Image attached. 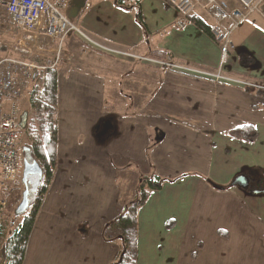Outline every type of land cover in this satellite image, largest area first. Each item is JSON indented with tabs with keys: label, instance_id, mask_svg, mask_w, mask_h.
Returning a JSON list of instances; mask_svg holds the SVG:
<instances>
[{
	"label": "crops",
	"instance_id": "obj_1",
	"mask_svg": "<svg viewBox=\"0 0 264 264\" xmlns=\"http://www.w3.org/2000/svg\"><path fill=\"white\" fill-rule=\"evenodd\" d=\"M130 1L88 0L85 33L173 66L117 56L107 67L97 55L103 50L75 35L66 39L57 165L22 264L115 260L122 241H106L103 229L154 173L176 180L138 211L137 264H264V192L251 190L264 188V95L244 88H264V36L248 46L245 35L232 33L237 50L222 64L218 42L193 22L178 27L181 15L166 0ZM139 5L145 24L136 17ZM259 6L264 16L262 0ZM224 25L233 32L230 21ZM108 86L131 92L108 99ZM249 124L258 131L254 142L229 133ZM131 165L143 175L129 193L120 176ZM240 174L250 178L249 189L233 185Z\"/></svg>",
	"mask_w": 264,
	"mask_h": 264
},
{
	"label": "built area",
	"instance_id": "obj_2",
	"mask_svg": "<svg viewBox=\"0 0 264 264\" xmlns=\"http://www.w3.org/2000/svg\"><path fill=\"white\" fill-rule=\"evenodd\" d=\"M72 0H0V25L13 37L12 46L0 54V194L16 180L20 168L18 146L21 140V115L19 97L37 79H44L48 69H56L62 60L64 44L69 32L75 31L83 40L105 52L118 56L144 60L154 65L173 66L167 58L152 54L140 56L130 51H120L98 44L74 23L69 15ZM251 8L257 0H237ZM181 18L180 28L186 26L188 17L196 14L197 7L205 10L215 21L212 31L220 45L221 63L228 62L232 51L237 50L231 29L243 23L248 14L229 0H166ZM86 6H90L87 2ZM38 57H42L41 59ZM45 58V59H43ZM219 76V75H218ZM250 86V85H248ZM6 200L0 195V208Z\"/></svg>",
	"mask_w": 264,
	"mask_h": 264
},
{
	"label": "trees",
	"instance_id": "obj_3",
	"mask_svg": "<svg viewBox=\"0 0 264 264\" xmlns=\"http://www.w3.org/2000/svg\"><path fill=\"white\" fill-rule=\"evenodd\" d=\"M125 1L126 0H114L116 6L120 7H124ZM86 2H88V0H78L80 8L83 11ZM79 13L80 9L78 15ZM136 17L141 23L145 24L140 5L138 6ZM188 21L193 22L197 27L215 40L212 27L208 25L203 18L193 14L188 17ZM240 55L246 60V62L249 61L247 55ZM42 82L43 89L40 90V92L35 90V94H38L40 98V100H35L34 98V101H36L34 104L35 115L28 119L25 128L29 138L33 141V147L32 149H26L25 151L31 153L32 160L37 159L40 162L44 173L43 176L37 174L28 177L30 205L24 214H14V218L23 216V219L16 225L11 235L0 247V264L23 263L30 234L34 228L44 196L53 180L54 170L57 165L58 69H48ZM244 88L246 91L255 90L257 94L264 95V88H255L248 85ZM229 133L234 137L248 142H254L258 137L257 128L250 124L233 128ZM31 176H33L32 179L30 178ZM34 178H36L35 182H33ZM175 180L176 178L168 179L155 173L145 175L140 183L138 197L133 201L126 203L124 211L105 225L103 229V237L106 241H122L120 254L109 264H137L138 211L140 207L146 203L153 191L161 189L165 182H173ZM2 235H4V226L0 221V237H2Z\"/></svg>",
	"mask_w": 264,
	"mask_h": 264
},
{
	"label": "rangeland",
	"instance_id": "obj_4",
	"mask_svg": "<svg viewBox=\"0 0 264 264\" xmlns=\"http://www.w3.org/2000/svg\"><path fill=\"white\" fill-rule=\"evenodd\" d=\"M133 1L135 2L136 0H132V1H130V3ZM229 1L231 4L237 5L238 7H240L242 10H244L248 14L247 19L243 23L239 24L237 26V28L235 26L232 33L235 36H236V34L238 36L239 35H245L246 36V43H249L248 46H250L251 44H253L255 42L256 37L264 36V16L261 12L258 11V9H260L261 6H259V8H256L257 4H260V0H257L251 8H247V7L243 6L237 0H229ZM76 4H77V0H72L71 5H70V10L74 6H76ZM262 5H264V0H262ZM82 13H83V10L80 8L79 15L77 17H71L70 16L71 20L74 23H80V18L82 16ZM199 13L201 14V16L206 18L209 22H211V23L216 22L211 16L208 15V13L205 10H203V9L199 10ZM80 27H81L83 32H86L84 30V26L81 23H80ZM234 31H236V33H234ZM71 35L77 36L79 43L83 42L82 37L79 36L78 34H76L75 31L69 32L67 38ZM12 42H13V37L11 36V33L8 30H6V27H4L3 25H0V54L5 52V50L8 48L7 46H12ZM112 49L119 50L116 48H112ZM122 51H130V52L136 53L132 50H124L123 49ZM97 55H98L99 60L102 59L101 62L104 64V66L107 64H109V66H112L113 64H111V63L114 62L113 58L114 57L117 58V56H118L115 54L111 55V54L103 52V51H99V53H97ZM142 56H146V55H142ZM39 58L41 59L42 57H38V59ZM43 59H45V58H43ZM79 60H81V59H79ZM138 61H141V60L138 59ZM79 62H81V61H79ZM233 62H236V59ZM63 64H64L63 60L58 61L57 69L62 68ZM109 66L107 65V67H109ZM70 67H76V66L71 65ZM66 69H68V67H66ZM110 87L111 88L109 89V86H108V94H107L108 99L114 100L113 97L116 96V93H118V95L121 96L122 94L123 95H125V94L129 95V93L131 92L130 89L124 88L123 93L120 94L119 92H116L117 90H115L114 87H112V86H110ZM42 89H43L42 79H37V80L31 82L30 86L26 89V91L18 98L19 99V106L22 109V112L23 111L29 112V119L35 115L34 104L36 103V101H34V98H35V100H40L38 94H35V90H37V92L38 91L40 92V90H42ZM140 93H141L140 94L141 96H144V95H146L147 91H142V92L140 91ZM123 99H125V97ZM32 147H33V141L29 138L26 129H22L20 146H18V152H19L21 162H20V168H19L17 178L9 186L4 188L0 194L1 197L6 200V205L3 208H0V221L4 226V235H2V237H0V247L7 240V238L11 235V233L13 232L16 225L19 222H21L23 219V216H20L18 218H14V214H15V209L17 208V206L19 205V203L22 200L23 191L25 189V186L22 183L24 160L26 159L30 162L33 161L31 153L27 152L25 150L26 149H28V150L32 149ZM123 173L124 174L122 176H120V181L122 180L121 182L124 183V187L127 188L129 193H132L134 183H136L138 181V178H140V176H142L143 174L141 171L138 170V168H136L133 165L129 166L126 170H124ZM130 174H132V175L130 176ZM32 177L33 176H31L30 178L32 179ZM35 181H36V178L33 179V182H35ZM139 187H140V185H139ZM138 195H139V188H138ZM138 195L136 197H138ZM136 197H134L133 199H135ZM34 238L35 237H33V239L31 240V243H30L31 250H32L33 244H34Z\"/></svg>",
	"mask_w": 264,
	"mask_h": 264
},
{
	"label": "water",
	"instance_id": "obj_5",
	"mask_svg": "<svg viewBox=\"0 0 264 264\" xmlns=\"http://www.w3.org/2000/svg\"><path fill=\"white\" fill-rule=\"evenodd\" d=\"M82 5V4H81ZM80 9V4L78 3L76 6H74L70 12L69 15L71 17H77L78 12ZM29 119V112L24 111L21 115V126L23 129L26 128L27 123ZM43 168L40 164V162L37 159H34L32 162L28 160H24V169H23V178H22V183L25 186V189L23 191V197L17 208L15 209V214L16 215H22L24 214L28 208H29V187H28V177L30 175H40L43 176ZM233 185H237L243 189H249L251 184H250V178L246 174H240L236 176V178L233 181ZM255 193H261L264 192V188H256V189H251Z\"/></svg>",
	"mask_w": 264,
	"mask_h": 264
}]
</instances>
